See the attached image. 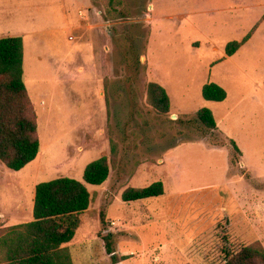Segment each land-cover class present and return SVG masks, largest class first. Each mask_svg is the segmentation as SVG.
I'll list each match as a JSON object with an SVG mask.
<instances>
[{"label":"rangeland","instance_id":"rangeland-1","mask_svg":"<svg viewBox=\"0 0 264 264\" xmlns=\"http://www.w3.org/2000/svg\"><path fill=\"white\" fill-rule=\"evenodd\" d=\"M65 7L79 23L80 10L96 8L106 17L112 12L109 20L102 17L103 27L111 28L108 56L113 64L106 98L90 65L78 71L88 65L90 54L68 41ZM255 27L252 37L227 55V45L242 41ZM17 35L25 41L24 79L38 114L41 148L19 171L0 161V230L3 224L34 219L37 184L71 177L94 195L80 233L93 231L91 236L102 238L103 218L112 231L117 229L112 219L123 214L137 219L140 236L119 237L125 248H132L128 243L135 248L125 255L118 252L117 264H164L157 254L141 249L171 240L172 231L162 222L172 212L162 208L165 202L181 211L173 213L181 220L188 216L186 224L211 227L195 233L177 264H222L228 251L254 242L264 246V0H0V38ZM65 58L72 64L67 66ZM150 68L171 93L169 114L158 113L148 102ZM212 82L226 90L224 101L203 97V86ZM204 107L215 116L219 131H213L214 137L202 123L187 122ZM226 137L241 151L239 163L233 162V145L213 142ZM112 142L118 145V156L110 180L104 187L86 183L84 167L110 158ZM169 176L180 195L151 199L150 212L133 216L127 206L147 201L125 203L121 197L108 207L105 194H118L123 187L161 181L170 193ZM101 187L105 193L99 199ZM160 206L162 220L155 217ZM201 215L205 220L196 221ZM114 262L109 255L93 264Z\"/></svg>","mask_w":264,"mask_h":264},{"label":"trees","instance_id":"trees-1","mask_svg":"<svg viewBox=\"0 0 264 264\" xmlns=\"http://www.w3.org/2000/svg\"><path fill=\"white\" fill-rule=\"evenodd\" d=\"M107 13L109 16L112 12ZM255 29L242 41L230 42L226 48L227 55H234L252 37ZM23 64V38H0V161L15 171L33 162L41 148L37 116L23 79ZM147 94L148 102L158 113H170V97L162 85L150 82ZM202 94L206 100L215 102L227 98L226 90L214 82L205 84ZM187 122L202 123L210 130V137H214V130L219 131L213 111L207 107L200 109L196 118ZM213 142L220 146L233 145V162H240L241 151L234 140L226 137ZM110 156H103L86 166L83 175L86 183L102 185L107 181L111 165L118 156L115 142L111 144ZM164 192V185L159 181L142 188L129 187L122 198L130 202L159 197ZM91 200L85 183L75 178L59 177L37 184L34 220L0 230V234L3 232L0 235V264H74L70 249L65 245L74 239ZM104 223L106 220L103 218ZM113 236L112 232L102 234L105 250L111 255L116 251ZM112 257L116 262V255ZM222 264H264V246L254 242L238 251H228Z\"/></svg>","mask_w":264,"mask_h":264},{"label":"crops","instance_id":"crops-1","mask_svg":"<svg viewBox=\"0 0 264 264\" xmlns=\"http://www.w3.org/2000/svg\"><path fill=\"white\" fill-rule=\"evenodd\" d=\"M63 1H65V0H63ZM78 15L83 16V17L79 16L80 18L83 19V21L81 23H79L77 21L76 15L73 14V12L71 14L67 15L66 7H65L63 18L67 21L68 26H69L68 27V35H69L68 36V41L73 46H81V45L84 46L85 52H88L90 54V58L88 60V65L87 66H85V65L80 66L78 68V71L79 72L85 71L87 68H89V65H90L92 67V70L95 73L97 81L98 82H103V84H100L102 86L100 94H101V97L106 98L105 86H106V83L108 82V80L112 79L111 74H112V71H113V64L109 60V56H108L109 55V51H110L108 36L111 35V33H110L111 32V28L108 25L106 27V29H105V27H103V22L102 21H103V19L109 20L110 17L109 16L106 17L105 15H102V12L100 10L96 9V8H93V9H90V10H80V11H78ZM102 17H103V19H102ZM75 32H76L77 35H75ZM21 37L23 38V36H21ZM23 42H25L24 38H23ZM24 61H25V46H24ZM64 62L67 64V66H68V64H70V65L72 64L70 62V60L68 61L66 58L64 59ZM23 68H24V64H23ZM156 72H157V70L155 68H150V70L148 72L149 76H150L149 83L150 82H156V83H159L160 85H162L166 89V91H167V93H168V95L170 97V101L172 102L171 93L167 89L166 85H164V83L161 81V79H159V75ZM23 79H24V75H23ZM153 79L157 80L158 82L157 81H153ZM24 82H25V79H24ZM26 88H27V86H26ZM27 91H28V94H29V90L28 89H27ZM202 91H203V88H202ZM29 97H30V94H29ZM43 98H45V97H43ZM30 100L32 102L33 109H34V111L36 113L37 122H38V114H37V111H36V108H35V104L32 101L31 97H30ZM207 101H209V100H207ZM44 103H45V99L42 100V105H44ZM173 114L175 116H178L177 113H173ZM107 115L109 116V107H108V114ZM38 133H39V131H38ZM80 150H83V147H80ZM159 162H161L162 165L165 164V162L162 159H160ZM86 166L84 167V171H85ZM141 168L138 167V170L135 172V174L136 173L138 174ZM111 174H112V172H110L109 178L107 179V181L104 184H102V187H104V185L106 183H108V181L111 178ZM135 174L132 177H130V179H129L127 184H129L130 181L133 180L136 177ZM162 180L165 181V179H162ZM169 181H170V189H171V191L169 193V187H165L164 186V191L165 190L166 191L164 192V194L162 196L170 198V197H173V196L180 195L181 191L174 189V185L173 184H175V183L173 182V180L171 179L170 176H169ZM102 187L99 188L98 191H96L98 193L97 196H98L99 199H101V197L103 196V193H105L103 191L104 188H102ZM124 188L125 187H123V189L119 190L118 194H114V195H112L111 193H106L105 194L106 197L110 198V202L108 204V207L112 206L114 204L115 200L118 197L122 198V194L126 190V189L124 190ZM99 191H103V192H99ZM188 193H189V191H188ZM91 197H92L91 205H90L89 209L82 215L81 226L84 223L83 219L86 218L85 216L87 215V213L92 208L94 195H91ZM153 198H156V197H153ZM153 198L143 199V200L147 201V202H145V203H147V205L146 204H142V202H141V203L136 204L134 206L128 205L127 208L128 209H132V213H134L133 216L138 217L137 215H138L140 210H143L144 213L148 212V211L150 212L149 207H152V205L150 206L151 203H149V202H151V199H153ZM122 200H123V198H122ZM138 201H141V200L130 201V202L124 201V202L125 203H131V202L132 203H138ZM162 208L171 210L172 212L168 213L167 216H165V219L162 220L163 218L161 217V214H160L161 213V206H160V208L155 210V212H156V216L155 217H157V219H159V220H162V222L165 225V227L172 231L170 233V235L172 237H169V238H171V240H169L168 242H164V243L154 241V242H156V244H160V245L159 246L158 245H154V243H153V245H150L149 249L148 248L141 249V251H143V252L147 251L149 253L153 252V254L155 253V255L157 254L155 256V258L158 259V260H162L164 262V264H177L180 261L182 262L184 260V258L186 257L184 254H185V252L188 249H190L188 246L193 245L195 233L197 231L203 230V228H204L205 231H209V229L211 227H208V230H207L206 227H203V226L198 227L196 222H192V221L191 222H187V224H186L185 219L187 221L188 216H186L184 220L183 219L181 220L179 217H177V214L174 215L173 213H179L181 211L178 208H174V210H173V208L170 206V203L167 204V202H165L164 206H162ZM185 209L186 208H184L185 212H189V211H191L192 208H190L189 211H187ZM184 211H182V212H184ZM199 212H201V211H199ZM149 215H145L146 218ZM126 217L127 216L123 214L121 219L118 218V219H112L111 220L110 223L115 225V227L117 228L115 231H112L111 226H108L109 224H106V223L103 224V228H102L103 233L108 234V233L112 232L113 235H114L113 237H114L115 243H116L115 244L116 245V251L112 255L108 254L106 252L105 243H104L103 238H100L98 236H91L93 231H91V232L90 231H87V232L84 231V232L80 233L82 228H81V226H79L80 228L77 229L74 239L70 243L65 245V246L69 247V249H70V252H71V255H72V259H73V263L74 264H86V263H89V264L92 263L93 264L95 261L96 262L100 261V260L101 261H106L108 259L109 255H111V258L113 260L112 256L115 254L116 257H118L117 256L118 252L122 253V255H125L127 253V251L131 252V249L134 250L135 247L131 243H128V245H127V246H131L132 247L130 249L129 247L125 248L119 241V237L120 236L121 237L125 236V237H129V238H131V237H133V238L135 237L136 238V236L137 237L140 236L139 234H137L135 232L137 219H129V218H126ZM155 217L154 218L153 217H149V219L150 220H155ZM195 220L196 221L200 220L201 222H203L205 219L201 215V216H197L195 218ZM118 222L123 223L124 227L123 228H118ZM24 223H27V222H24ZM101 223H103V222L101 221ZM18 224H22V223H12L11 225L3 224L1 226V228H7V227L15 226V225H18ZM185 225H186V227L184 228ZM175 226L180 229L178 232L175 231ZM194 226L196 228H198V230L197 229L195 231H192V229L188 230L189 228L194 227ZM179 238H184L181 243L179 242ZM138 240H141V238H139ZM171 251L176 253V254H178V256L176 257L178 259L175 262H173V261L176 258L174 259V257H170L169 256L170 254L168 252H171ZM92 260H95V261L93 262ZM140 260H141V258L139 257V261ZM85 261H87V262H85ZM188 261H189V259L186 260V262H188ZM114 263L115 264L119 263L118 259Z\"/></svg>","mask_w":264,"mask_h":264},{"label":"bare ground","instance_id":"bare-ground-1","mask_svg":"<svg viewBox=\"0 0 264 264\" xmlns=\"http://www.w3.org/2000/svg\"><path fill=\"white\" fill-rule=\"evenodd\" d=\"M174 118H176V116L174 115Z\"/></svg>","mask_w":264,"mask_h":264}]
</instances>
